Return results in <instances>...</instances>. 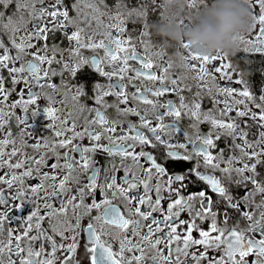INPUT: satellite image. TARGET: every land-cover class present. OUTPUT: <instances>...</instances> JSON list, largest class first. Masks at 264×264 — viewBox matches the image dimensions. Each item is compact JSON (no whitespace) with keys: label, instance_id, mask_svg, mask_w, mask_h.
Returning <instances> with one entry per match:
<instances>
[{"label":"snow or ice","instance_id":"snow-or-ice-1","mask_svg":"<svg viewBox=\"0 0 264 264\" xmlns=\"http://www.w3.org/2000/svg\"><path fill=\"white\" fill-rule=\"evenodd\" d=\"M168 3H172V0H168ZM204 3L205 0H188L189 14L192 10L198 12ZM12 4H15V11L7 18L5 11H0V33L8 35L16 54L12 55L3 39H0V50H3V54H0V69L8 71L13 84L23 80L28 89L25 110L28 104H35L40 95L32 90L33 84L40 88L59 90L55 83H47L50 73L51 76L57 73L50 67H42L44 64L52 65L55 57L41 54L50 50L47 41L59 31L64 32L70 43H75V47L69 49V55L75 63H64L63 70H68L75 76L79 68L89 65L110 80L117 76L120 80L107 86L109 90L119 89L114 92L105 90L100 84L94 86L97 94L93 99L98 107H80L81 113L91 111L94 115L79 127L77 117L72 113L60 119L56 114L57 109L44 107V115L52 121L47 127L55 128L57 139L55 142H37L33 145L36 149L43 147L45 150L39 159L26 155L23 161L13 164L10 162L11 157L16 156L18 150L13 148L11 153H5L3 146L14 142L10 139L0 141V168L7 167L10 172L12 169L27 168L20 175H0V184H6L9 189L20 185L16 194L10 198L0 188V236L4 235L5 221H15L18 225L15 229L9 227L6 230V242L0 239V264H146L147 261L151 264H250L251 257H255L251 264H264V180L257 173V166L264 165V95L260 97L261 103L255 104L259 112L248 107L245 100L254 101V97L241 73V79L237 82L246 85L239 93L245 100H236L231 104L227 99L224 100L219 116L201 112V100L204 96L213 94L214 86L220 95H236L235 89L216 85V77L209 71L211 65L215 73L231 80L232 76L225 69L232 66L223 62L227 55L221 52L202 55L186 43L179 46L186 51L181 56L183 67L189 73H195L191 79L197 91L191 101L186 102V97L181 93L192 90V85L186 82L187 77L173 78L169 71L172 64L165 66L163 62L155 65L163 70V74L157 75L151 71L154 67L153 60L140 56L130 38L123 39L122 36L113 35L112 29L121 34L125 32L123 25L126 20L144 17L146 13L143 5L129 7L126 0H116L115 8L112 9L106 0H91L87 5L76 0L70 9L66 0H0V6L5 10ZM246 4L249 9L246 31L252 33V36L244 43L252 48L246 47L245 51L264 53V0H246ZM257 7L258 12L255 11ZM84 8L90 10L91 19L89 12L82 10ZM72 10L77 12V16L70 14ZM81 15L86 25L94 20L98 27H104L105 31L100 33L101 39L97 41L96 33L93 32L85 40V28L80 27ZM101 17H107L112 23L103 25ZM29 22L32 24L31 29L27 28ZM182 23L187 27L188 22ZM69 26L75 28L70 34L66 31ZM257 27L258 30L253 32ZM22 30L24 35L19 36L17 42ZM141 35L146 36L147 32ZM238 39L243 40V36L238 34L236 40ZM41 41L45 42L42 48L38 47ZM148 47L145 44L146 50ZM83 48L103 49L104 57H93L90 60L83 58L80 56ZM30 49L36 50L30 52ZM57 50L56 47L51 48L53 53ZM156 55L162 56L163 50ZM28 56L32 58L26 59ZM129 59L137 60L140 67L131 69L135 72V78L128 83L135 84L136 79L145 81L142 85H136L131 98L152 106L153 111L150 113H142L133 107H119V104H128L130 100L125 91L127 85L122 82L125 79L123 74L129 70ZM16 61L21 62L19 67L15 66ZM105 62H119L122 66L106 72L102 67ZM42 80L45 83L41 84ZM157 81L158 84L155 83ZM147 82H153V86L150 87ZM60 87L65 92L71 90L63 82ZM169 93H175L179 97V105L171 101L158 104L156 99L148 98L149 94L159 98ZM108 95L117 97L115 119H110L106 111L102 110L112 107L104 99ZM86 96L83 86H75L73 101L79 102ZM0 98L7 99L3 76H0ZM19 103L21 101L11 107ZM214 103L219 104L221 101L215 100ZM235 105L244 107L237 109ZM157 106L165 111H157ZM233 111L235 117L230 115ZM129 115L139 117L140 124L129 122L125 131L122 118ZM185 115L193 119V127L198 126L203 115V121L211 124V130L207 133L197 132L193 139L179 126ZM165 117H172V122L165 124ZM248 117L262 129L258 138L251 142L247 139L249 132L240 127ZM56 121H59V126ZM21 123L27 126L26 121ZM252 126L247 125L249 131ZM2 127L3 113L0 112V128ZM141 129H146L151 135L145 134ZM177 133H181L186 142L174 143L172 137ZM165 134L167 139L164 138ZM222 135L231 136L233 140L239 138L242 142L234 145L241 150V167H234L235 156L225 161L223 151L216 155L210 151L217 147L216 142ZM84 138L90 141L89 145L75 142ZM137 147L141 149L139 152L136 151ZM148 147L153 150L162 149L161 156L146 151ZM65 148L68 151L61 155L59 149ZM49 153L55 157V162L50 165L47 162ZM97 155L109 158L107 168L99 165V161L95 159ZM117 157L118 165L115 162ZM142 158L148 163L147 168L139 163ZM161 158L164 163L160 162ZM61 159L63 164L60 163ZM185 162L191 163L192 167L181 168ZM33 164L35 168L28 167ZM169 165L180 170L169 172ZM42 166H48L49 171H42ZM202 168L219 172L220 175H209ZM136 169H142L146 176L137 174ZM77 171L86 175L84 182L74 176ZM33 172L42 176L41 183L30 188L34 198L43 202L42 207L37 205L27 217L12 215L14 208L21 210L23 205H12L9 199H25V191L28 190L23 188V184L27 178H32ZM120 172L123 175H119ZM49 179L53 181L52 184H46ZM150 181H154V184L150 185ZM201 185V190L189 191L190 188ZM233 188L236 193L243 192V195L234 194ZM258 194L261 200L255 203L254 197ZM213 195H218L219 200L213 199ZM28 202L31 203V200ZM165 203L166 208L163 206ZM216 204L225 205L224 227L218 226V213L212 210ZM157 212L161 213L159 217L155 215ZM185 212L190 218L187 221L180 219ZM209 217L212 219L210 227L207 230L198 229L196 220ZM229 220L233 221L231 228L227 227ZM45 221L49 227L44 226ZM185 225V233L180 234L178 228ZM194 230H199L198 239L193 238ZM68 233H71L70 237ZM57 237L61 242L58 243ZM117 244L118 250H114V245ZM46 248L50 251H46Z\"/></svg>","mask_w":264,"mask_h":264},{"label":"flooded vegetation","instance_id":"flooded-vegetation-1","mask_svg":"<svg viewBox=\"0 0 264 264\" xmlns=\"http://www.w3.org/2000/svg\"><path fill=\"white\" fill-rule=\"evenodd\" d=\"M76 0H66V3L68 7L71 9V6L73 3H75ZM91 0H80V3L82 5H87L90 3ZM106 3L108 4L109 8L114 9L116 0H106ZM126 3L129 7H140L141 5L144 6L143 10L145 11L146 15L141 18H132L125 21L123 27L125 28V32L123 34L119 33L116 29H112L114 36H122L123 39H131L132 45L134 46L136 52L140 56H147L150 57L153 60L154 67L151 69L152 72H155L157 75L163 74V70L159 67H156V64H159L163 62L165 66L167 64L171 63L172 67L169 70L170 74L173 78L176 76H185L188 79L186 82L189 85H192V90L184 91L181 93L186 97V102L191 101L193 95L197 91L191 76L195 75V73H189L184 67V61L181 59V56L186 54V51L181 49L180 47H166L162 41V39L158 36H155L152 31L150 30V25L153 22H158L164 19V16H168L170 13H172L174 9V5L172 3H168V0H126ZM188 0H186L183 13L182 15L185 17L184 21L187 23L188 19L187 17L193 15L196 13V10H192L191 14H189L188 7H187ZM83 11L89 12V18L91 19L90 10L84 8ZM0 11H5V18H7L8 15H11L15 11V4H12L9 6L7 10L3 9L2 6H0ZM255 11H259L258 7L255 8ZM70 14L75 17L77 16V12L75 10H72ZM80 27L85 28V32L83 33L85 40H87L88 36H91L93 32L96 33L95 39L98 41L101 39L100 33H103L105 31L104 27H98L96 22L94 20L91 21L90 25H86L84 23V17L83 15L80 16ZM101 21L103 25H107L109 23H112L107 17H101ZM27 28L31 29L32 24L29 22L27 24ZM257 29H254L253 32L257 31ZM66 31L70 34L72 31H75V28L72 26H69ZM147 32L146 36H142L141 33ZM246 30L240 33L241 35L245 36L243 40H247L252 36V33H248V38L246 39ZM24 31L22 30L18 37L17 42H19V36H23ZM0 39H3L5 46L8 47L11 50V54L15 55L16 50L11 47V43L9 42L8 35L5 33H0ZM34 44H36V41H32ZM44 41L39 42L38 47L42 48L44 46ZM145 44H148L149 47L146 50ZM47 45L49 47V51L47 53L41 52L42 55H48L50 58L55 57L54 62L52 65L44 64L42 67L44 69L51 68L52 71H55L57 75L51 76L47 80V83H55L58 86V91L53 90L48 87L40 88L39 85L33 84L32 90L34 92L40 93L39 96H37V101L35 104H28L27 110H25V102L28 100V89L26 88L23 80H21L17 84L12 83V78L9 76L8 71L6 69H0V76L4 77L5 80V89L7 93V99L3 100L0 98V112L3 113V127L0 128V141L4 139H10L14 143H9L7 145L3 146V150L5 153H11L13 148H16L17 155L14 157H11L10 162L15 164L19 161H23L25 159V156H35L37 159L40 158V155H43L45 153V150L43 147L36 149L33 147L37 142L43 143L45 141L48 142H55L57 139L55 137V128H48L47 124L51 123L50 121L43 113L44 107H54L57 109V115L60 117V119H64L68 113H72L74 116L77 117V123L78 127L80 125H83L85 120H90L93 118L94 112L91 111H84L81 113L79 111L80 107L82 105H86L89 109H94L98 107L95 104V101L93 97L97 94L94 86L96 84L102 85L105 90L108 89V85L110 83H113L115 81L120 80V77H112L110 80L108 76L101 75L99 72L95 71L94 68L90 67L89 65H84L83 67L79 68L77 70V73L75 76H72L71 72L68 70H63L64 63H69L70 65H74L75 61L73 58L69 55V49L75 47V43H70L64 36L63 31L56 32L54 35H51L47 41ZM56 47L58 50L53 53L51 51V48ZM127 47V46H126ZM251 49V45H244L242 43V40H237V47L236 49L231 53L227 55V58L224 63L230 64L232 67L229 69H225L226 72H228L232 79L229 80L227 77H221V74L215 73V69L213 66H209V71H211L215 77V84L219 85V87H230L236 90V95L232 97H226L223 95H220L215 88L213 87V94L211 96H204L201 100L202 108L201 112L202 114L212 113L216 116H219L220 110L224 107L223 101L228 100V102L234 103L236 100H245L243 96H240L239 93L246 87L244 83H238L241 79V73H243V76L245 80L247 81V87L249 91L252 93L254 97V101H248L245 100V104L252 108L253 110L259 112L258 109L255 108L256 103H261L260 97L264 95V53L256 52L254 50L245 51V48ZM36 49H30L29 51H35ZM163 50L162 56H157L156 53ZM0 54H3V50H0ZM123 55V54H121ZM80 56L83 58L91 59L93 57L97 58H103L104 57V51L103 49H90V48H83L80 50ZM31 56L26 57V59H31ZM59 61V62H56ZM21 64L20 61L15 62V66L19 67ZM122 65L119 62L116 63H108L105 62L102 64V67L104 71L110 72L114 68L118 69ZM216 66H219L217 64ZM140 64L137 60L129 59L128 60V68L129 70L126 71L123 75L125 76V79L122 81L127 85L125 91L130 97L128 104H119V107L121 109L133 107L138 108L142 113H150L153 111L152 106L145 105L142 102H139L137 100H134L131 98L132 93L135 92L136 85H142L145 81L142 79H136L135 84H129L128 81L135 78V72L131 71L132 68H139ZM250 68H254L253 73L249 72ZM63 70V73L61 75V72ZM65 83L69 85V88L71 90L65 92L64 88L60 87L61 83ZM41 84L45 83L44 80L40 82ZM149 86H153V82H147ZM155 83H159L158 81ZM75 86H83L86 90L87 96L82 98L79 102L73 101L72 96L75 94ZM119 89H111L109 91H118ZM51 98V99H49ZM148 98L150 99H156L159 103H167L169 101L173 102L176 105H179V97L175 93H169L165 94L162 97L156 98L152 97L150 94L148 95ZM107 105H112V107H107L106 109H102L106 111L107 116L110 119H115L117 117V109L115 105H117V97L115 95H108L105 98ZM219 100L221 103L215 104L214 101ZM17 101H21V103L16 104L15 107H11V105L15 104ZM237 109H242L244 105H235ZM157 111L163 113L165 109L159 108L157 106ZM33 112H36V115H33ZM230 115L232 117H235V111L231 112ZM224 118V117H220ZM123 119V127L124 130L127 131V124L130 122L132 124L139 125V117L135 115H129L126 118ZM21 121H26L27 126L24 123H21ZM165 124H169L172 122V117H165L164 121ZM57 126H59V121L55 122ZM193 119L189 116L185 115L180 121V127L183 129L184 132H187L189 136H191L193 139H195V135L197 132L200 133H207L211 130L212 126L209 122L203 121V115L201 116V122L198 124L197 127H193ZM247 125H253L249 131ZM71 125L69 124V127ZM153 126H155V121L153 122ZM240 127L244 131H248L249 134L247 136V139L251 142L258 138L259 132L262 130L258 126L255 125V122L251 120L250 117L245 118V123L241 124ZM145 132L147 135H151L147 132L146 129H141ZM9 133L11 136L9 137ZM66 135H71V133H66ZM164 138L167 139V135H164ZM172 140L174 143L179 142H186L184 136L181 133H177L175 136L172 137ZM76 143H80L82 145H89L90 141L87 138H84L83 140L77 139L75 141ZM107 143V141H104ZM131 142V141H129ZM217 147L215 149H210L213 155H216L220 151L224 152L223 159L226 161L229 157L235 156L236 162L234 164V167H241V150L238 148H235L234 145L237 143H242L239 138L236 140H233L231 136L222 135L221 139L216 142ZM191 148V145H189V150ZM141 149L140 147L136 148V151L139 152ZM146 151L152 152L154 155L160 157L161 156V150H153L152 148L148 147L145 149ZM68 151L67 148L65 149H59V152L61 155L63 152ZM75 155V154H74ZM5 159H8V156H5ZM96 160L99 161V165L107 168L109 166V158L105 155H97L95 157ZM246 159V158H245ZM47 162L48 165L55 162V157L51 156L49 153L47 156ZM115 162L117 165L119 164V157L116 158ZM161 163H164L163 159H160ZM61 164L64 163V161L61 159ZM131 163V162H130ZM144 168H147L149 165L148 163L142 158L139 162ZM221 166L223 167L224 164L222 163ZM28 167L35 168V164L30 165ZM192 167L191 163H183L181 165V168H190ZM26 167H21L17 169H12L11 172L7 167L0 168V175H4L5 173H9L10 175L12 173L16 175H20L24 171H26ZM169 172L172 171H179V168H175L174 166L169 165L168 166ZM202 171H206L209 175H217L219 176V172H213L211 169H201ZM42 171L47 172L49 171L48 166H42ZM137 174H142L146 176V173L142 172V169H136ZM257 173L259 174V178L264 180V165H258L257 166ZM114 174H117L114 172ZM119 175H123L122 172L118 173ZM51 175V173H50ZM74 176H78L81 182H84L86 180V175L81 174L79 171L74 173ZM153 176L155 177V173L153 172ZM101 182L103 181V174L100 177ZM42 176L38 175L36 172H33L32 178H27L23 184V188L27 189L28 191H25V199L24 200H16L12 201L9 199V203L12 205H23V208L21 210L13 209L12 215L21 216V217H27L31 210L36 208L37 205H40L42 207L43 202L40 200H36L33 196V194L30 191L31 187L36 186L37 184L41 183ZM53 181L50 179L46 182V184H52ZM58 183V181H57ZM154 184V181H150V185ZM20 187L19 184L14 186L13 188L9 189L6 184H0V188L4 189V194L7 197H11L12 195L16 194L17 188ZM203 188V185L199 187H192L189 189V191H199ZM251 188V185L249 186V189ZM233 193L237 195H243V192L236 193L235 188H233ZM211 194V193H210ZM213 199L219 200L218 195H213ZM31 200V203L28 201ZM261 200V196L258 194L254 197L255 203H259ZM51 202V201H49ZM165 208L167 207V204L165 203L163 205ZM2 208V206H0ZM214 212H217V224L219 227H224V211H225V205L223 204H216L213 206L212 209ZM95 215V213H94ZM157 217L161 215L160 212L155 213ZM230 215H233V213H230ZM180 219L182 220H189V215L187 212L183 213L180 216ZM212 223V219L206 218L204 220H196V224L198 225V229L207 230ZM233 224L232 220H229L227 227L231 228ZM23 226L22 224L20 225ZM45 227H49V224L47 221L44 222ZM5 232L3 236H0V239H4L6 242V230L11 228H17V222H9L5 221L3 225ZM185 226H180L178 228V232L180 234L185 233ZM146 231V229H145ZM69 237L71 236V233H68ZM193 238L198 239L199 238V230L193 231ZM58 243L61 242L60 238L57 237ZM114 250H118V244L114 245ZM46 251H50L49 248H46ZM138 254V253H137ZM255 259V257L250 258V264L251 260ZM146 264H151L150 261H147Z\"/></svg>","mask_w":264,"mask_h":264},{"label":"clouds","instance_id":"clouds-1","mask_svg":"<svg viewBox=\"0 0 264 264\" xmlns=\"http://www.w3.org/2000/svg\"><path fill=\"white\" fill-rule=\"evenodd\" d=\"M186 0H172L174 11L167 18L153 22L149 27L166 47L188 44L202 55L216 52L231 54L237 47L236 37L246 30L249 9L246 0H205L195 14L182 15Z\"/></svg>","mask_w":264,"mask_h":264},{"label":"rangeland","instance_id":"rangeland-1","mask_svg":"<svg viewBox=\"0 0 264 264\" xmlns=\"http://www.w3.org/2000/svg\"><path fill=\"white\" fill-rule=\"evenodd\" d=\"M259 10V9H258ZM243 36V35H242ZM243 38H245V36H243ZM248 38V32H246V39ZM244 41L245 40H242V43L244 44V45H246L245 43H244Z\"/></svg>","mask_w":264,"mask_h":264},{"label":"trees","instance_id":"trees-1","mask_svg":"<svg viewBox=\"0 0 264 264\" xmlns=\"http://www.w3.org/2000/svg\"><path fill=\"white\" fill-rule=\"evenodd\" d=\"M249 72H250V73L255 72V71H254V68H250V69H249Z\"/></svg>","mask_w":264,"mask_h":264}]
</instances>
